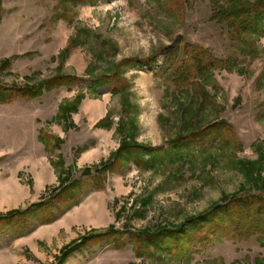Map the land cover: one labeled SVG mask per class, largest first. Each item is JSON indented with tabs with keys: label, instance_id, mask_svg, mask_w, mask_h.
Listing matches in <instances>:
<instances>
[{
	"label": "rangeland",
	"instance_id": "1",
	"mask_svg": "<svg viewBox=\"0 0 264 264\" xmlns=\"http://www.w3.org/2000/svg\"><path fill=\"white\" fill-rule=\"evenodd\" d=\"M258 3L0 0V82H69L0 105V264H264V233L215 212L264 201V18L244 43L217 18ZM189 47L217 63L178 77Z\"/></svg>",
	"mask_w": 264,
	"mask_h": 264
},
{
	"label": "trees",
	"instance_id": "2",
	"mask_svg": "<svg viewBox=\"0 0 264 264\" xmlns=\"http://www.w3.org/2000/svg\"><path fill=\"white\" fill-rule=\"evenodd\" d=\"M260 3L254 5V6H235L232 5L230 8H226V10H221L219 14L217 15V18L221 21H226L228 23L230 29L234 33V39L235 41L243 42V39H241V36L249 35V33H253L252 31L256 29L257 23L260 19L264 18V3ZM242 6V5H241ZM246 12V13H245ZM190 53V58L188 61H183L179 64V76L183 78H188L192 76L194 72H201L206 70V68L214 65L217 63V61L212 57V55L202 49L197 48H188ZM153 62V60H147L146 63L150 65ZM134 64L137 62H133ZM5 64V63H4ZM142 64V63H139ZM221 64L220 62L217 64ZM143 65V64H142ZM145 65V63H144ZM223 65V64H222ZM6 66V65H5ZM66 77H56L55 79H52L50 81L42 82L38 85H27L26 87H8L7 85L0 82V105H11L16 103L19 100H33L40 98L44 95V90L52 88V87H61L67 85L69 82L67 80H64ZM76 80V79H75ZM73 81V80H70ZM104 82H107L111 85H113L112 79H107L105 81H92V85L95 87L102 86ZM114 87H117L114 85ZM74 106L71 105H62L59 109V115L56 118V121L61 124L65 118L67 112L71 111ZM40 141L46 145V148L49 146H52L54 144V150L59 148L58 142L59 139L55 138L52 135H48L45 133L44 130L41 131ZM120 154V153H119ZM118 157V156H117ZM112 166V165H111ZM110 165H106L102 168H97V174L99 176L94 177L92 176L93 183L96 184V187L102 188L103 187V180L102 177L105 175L106 172H108L109 168H112ZM89 176H91V172L88 173ZM70 187V186H69ZM64 191V190H63ZM62 192V191H61ZM45 203L34 205L33 207H43ZM236 206V207H235ZM234 209H237L240 211L242 218V214L245 215V224L239 225V223H235V221H232L234 226L241 227L242 231L245 233H264V201L260 200H253V199H247V200H240L237 201L236 204L230 209L226 206H219L217 207L215 212H218V210H221L224 212L225 215H228L231 211ZM215 212L208 214L210 218V223H212L213 216H215ZM26 212L17 213L16 215L23 214ZM13 217V216H12ZM11 217H5L4 219H0V223L2 222H10L9 219ZM217 223V221H215ZM214 223V224H215ZM213 223L211 225H214ZM180 232H174L173 236L179 235ZM164 235V234H163ZM163 235L153 236L149 237L148 241L149 243H156L159 240H161V237ZM117 236V234H115ZM137 238H141L144 240L143 236H136ZM88 238L84 239L80 244L77 243L72 248H69L64 255V258H68L71 254L76 252L79 248L83 247L85 244H87Z\"/></svg>",
	"mask_w": 264,
	"mask_h": 264
},
{
	"label": "water",
	"instance_id": "3",
	"mask_svg": "<svg viewBox=\"0 0 264 264\" xmlns=\"http://www.w3.org/2000/svg\"><path fill=\"white\" fill-rule=\"evenodd\" d=\"M221 123H222V124H226V121L223 120V121H221Z\"/></svg>",
	"mask_w": 264,
	"mask_h": 264
}]
</instances>
